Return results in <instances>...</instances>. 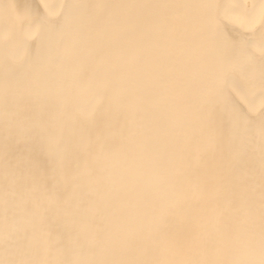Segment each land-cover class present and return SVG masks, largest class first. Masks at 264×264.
<instances>
[{"label": "bare ground", "instance_id": "obj_1", "mask_svg": "<svg viewBox=\"0 0 264 264\" xmlns=\"http://www.w3.org/2000/svg\"><path fill=\"white\" fill-rule=\"evenodd\" d=\"M262 5L0 0V264H261Z\"/></svg>", "mask_w": 264, "mask_h": 264}, {"label": "snow or ice", "instance_id": "obj_2", "mask_svg": "<svg viewBox=\"0 0 264 264\" xmlns=\"http://www.w3.org/2000/svg\"><path fill=\"white\" fill-rule=\"evenodd\" d=\"M61 7H68L69 9L73 7V5H61ZM203 7L207 8L209 10V21L214 25L218 26L219 22L223 19H232V20H237L240 19L244 14L239 11V6L238 5H230L225 9H221V5L212 2L208 3L206 5H203ZM69 15L66 14H57V19L56 20H49L45 19L43 21V24H53V23H59L60 25L67 24L69 20ZM259 18L262 22H264V5L261 6L260 12H259ZM40 31V25L37 26L36 32L39 33ZM262 52V58H264V49L261 50ZM262 81H264V75H262ZM13 128H15L16 134L18 135H23L28 137L29 141L31 142H37L41 140V138L45 137L44 130L42 128L38 127H33L30 125H26L20 122H16L15 124L13 123H6V128H5V139L6 141L11 137L13 134ZM48 144L52 148L51 152V163L53 166L57 169H61L65 165V160L63 158L62 151L57 145V141L55 137L48 136L46 137ZM44 199L49 203H53L57 197L51 195V194H41ZM34 206L40 209L42 207L43 201L37 200L34 201ZM43 210H47L44 208ZM47 235V233H46ZM261 264H264V261L261 262Z\"/></svg>", "mask_w": 264, "mask_h": 264}]
</instances>
